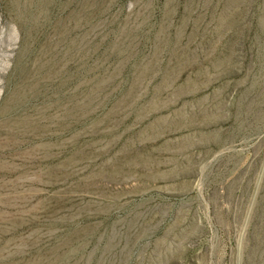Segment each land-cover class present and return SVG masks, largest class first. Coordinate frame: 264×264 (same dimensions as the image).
Returning <instances> with one entry per match:
<instances>
[{
  "label": "rangeland",
  "instance_id": "1",
  "mask_svg": "<svg viewBox=\"0 0 264 264\" xmlns=\"http://www.w3.org/2000/svg\"><path fill=\"white\" fill-rule=\"evenodd\" d=\"M0 264H264V0H0Z\"/></svg>",
  "mask_w": 264,
  "mask_h": 264
}]
</instances>
